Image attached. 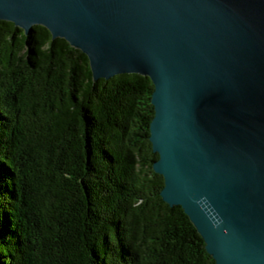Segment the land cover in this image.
<instances>
[{
  "label": "trees",
  "instance_id": "trees-1",
  "mask_svg": "<svg viewBox=\"0 0 264 264\" xmlns=\"http://www.w3.org/2000/svg\"><path fill=\"white\" fill-rule=\"evenodd\" d=\"M152 91L93 82L64 40L0 21V264H215L159 196Z\"/></svg>",
  "mask_w": 264,
  "mask_h": 264
},
{
  "label": "water",
  "instance_id": "water-1",
  "mask_svg": "<svg viewBox=\"0 0 264 264\" xmlns=\"http://www.w3.org/2000/svg\"><path fill=\"white\" fill-rule=\"evenodd\" d=\"M0 21L64 40L93 82L148 78L162 202L215 264H264V0H0Z\"/></svg>",
  "mask_w": 264,
  "mask_h": 264
}]
</instances>
